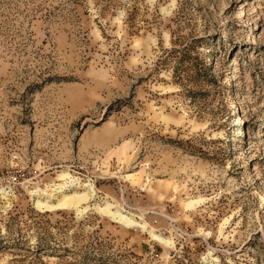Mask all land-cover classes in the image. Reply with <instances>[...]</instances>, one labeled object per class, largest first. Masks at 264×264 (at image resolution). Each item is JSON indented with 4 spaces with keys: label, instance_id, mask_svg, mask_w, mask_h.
Wrapping results in <instances>:
<instances>
[{
    "label": "rangeland",
    "instance_id": "374dc122",
    "mask_svg": "<svg viewBox=\"0 0 264 264\" xmlns=\"http://www.w3.org/2000/svg\"><path fill=\"white\" fill-rule=\"evenodd\" d=\"M0 264H264V0H0Z\"/></svg>",
    "mask_w": 264,
    "mask_h": 264
},
{
    "label": "bare ground",
    "instance_id": "6f19581e",
    "mask_svg": "<svg viewBox=\"0 0 264 264\" xmlns=\"http://www.w3.org/2000/svg\"><path fill=\"white\" fill-rule=\"evenodd\" d=\"M67 173L61 174L59 176L60 181H64L61 184L53 185L54 189L50 190V193L45 191L34 190L30 192V196L34 197L33 204L39 210L47 211H59V210H73L77 216H81L90 210H94L98 214L105 216L115 223H119L126 228H140L142 230H148L145 224L135 221L132 217L124 214L122 211L112 206L111 204L105 202L102 205H98L94 202L95 190L91 185H85L84 187H89V190L82 192H73L70 191L73 189L75 182L72 180ZM127 181H130L132 184H138L139 180L135 179L132 175L125 176ZM59 193L58 197H52L51 193ZM195 203L194 201H188L185 203L186 208H191ZM121 209V208H120ZM148 234L151 239L165 245L169 246L170 241L161 238L157 235L154 230H148Z\"/></svg>",
    "mask_w": 264,
    "mask_h": 264
}]
</instances>
